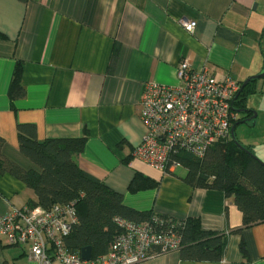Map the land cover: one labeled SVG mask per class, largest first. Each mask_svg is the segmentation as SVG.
<instances>
[{
	"label": "crops",
	"instance_id": "0c3cea01",
	"mask_svg": "<svg viewBox=\"0 0 264 264\" xmlns=\"http://www.w3.org/2000/svg\"><path fill=\"white\" fill-rule=\"evenodd\" d=\"M182 20L195 22L193 32ZM262 48L264 0H0L2 153L39 171L18 149L19 123L33 124L39 141L85 135L79 167L120 192L124 205L197 218L203 230L226 234L220 260H185L177 249L137 264H264V221L242 226L232 196L187 184L183 166L161 171L133 155L145 131L139 116L144 82L178 84L176 69L185 60L193 70L242 84L264 68ZM17 62L25 95L11 103ZM252 86L246 107L255 117L234 134L264 162V78ZM243 116L235 112L234 121ZM135 173L154 184L130 191ZM35 200L25 183L0 173V215ZM0 264L36 262L26 246L0 241Z\"/></svg>",
	"mask_w": 264,
	"mask_h": 264
},
{
	"label": "trees",
	"instance_id": "16d2710c",
	"mask_svg": "<svg viewBox=\"0 0 264 264\" xmlns=\"http://www.w3.org/2000/svg\"><path fill=\"white\" fill-rule=\"evenodd\" d=\"M115 55L113 53L111 62ZM20 71L21 64L17 62L8 89L11 103L25 95ZM252 84L253 81L238 90L231 102L234 111L246 107V97L254 91ZM244 114L233 120L231 126L248 121L249 111ZM16 134L19 151L35 163L39 171L23 169L3 155V138L0 136V173L13 175L34 192L36 200L29 205L73 204L78 221L65 239L70 251L80 252L81 248L90 246L93 257L104 253L118 232L113 222L115 216L141 221L151 215L124 205L120 192L79 167L76 157L83 149L85 135L39 141L34 125L30 123L17 124ZM240 145L230 138L214 143L200 158L188 153H179L176 158L186 169L181 179L187 184L220 190L226 197L232 196L241 212L242 226L246 227L264 221V162L254 157L248 145ZM153 184L140 173H135L129 182V190L136 191ZM181 221L177 224V232L181 237L178 252L182 259L215 261L222 258L226 247L225 233L203 230L197 218ZM241 249L244 250L242 244Z\"/></svg>",
	"mask_w": 264,
	"mask_h": 264
},
{
	"label": "built area",
	"instance_id": "2783aa9c",
	"mask_svg": "<svg viewBox=\"0 0 264 264\" xmlns=\"http://www.w3.org/2000/svg\"><path fill=\"white\" fill-rule=\"evenodd\" d=\"M180 23L193 32L195 22ZM176 74V85L144 82L139 101L145 131L133 155L161 171L181 166L179 153L200 158L214 143L231 138L235 119L231 102L241 86L229 76L217 77L205 68L193 70L185 60ZM77 221L72 203L13 208L0 215V241L26 246L36 264H137L181 245L177 232L181 220L157 214L141 221L115 216L118 232L106 251L83 260L65 242Z\"/></svg>",
	"mask_w": 264,
	"mask_h": 264
},
{
	"label": "water",
	"instance_id": "95a60500",
	"mask_svg": "<svg viewBox=\"0 0 264 264\" xmlns=\"http://www.w3.org/2000/svg\"><path fill=\"white\" fill-rule=\"evenodd\" d=\"M261 78H264V68H262V70L254 75V76H250L249 78H247L242 84H241V88L242 89L245 85H247L249 82L251 81H255L257 79H261ZM247 111H251L253 112L252 110H249L247 107H244V108H241V109H235V112L236 113H241V114H244V113H247ZM255 117V113L253 112L252 116L249 117V120L253 119ZM244 122V121H242ZM234 128H235V125H233L231 127V138L234 139V141L240 145V142L237 140V138L235 137L234 135ZM241 146V145H240ZM256 159H258L256 156H254ZM259 160V159H258ZM261 161V160H259ZM80 256L83 260H89L91 258V248L90 246H85L83 248H81L80 250Z\"/></svg>",
	"mask_w": 264,
	"mask_h": 264
},
{
	"label": "rangeland",
	"instance_id": "374dc122",
	"mask_svg": "<svg viewBox=\"0 0 264 264\" xmlns=\"http://www.w3.org/2000/svg\"><path fill=\"white\" fill-rule=\"evenodd\" d=\"M239 125H241V123L237 124V125L235 126V128L238 127ZM242 132H243V131H242ZM235 134H236V135H235ZM235 134H234V135H235V137H236V136H237V132H236V131H235Z\"/></svg>",
	"mask_w": 264,
	"mask_h": 264
}]
</instances>
